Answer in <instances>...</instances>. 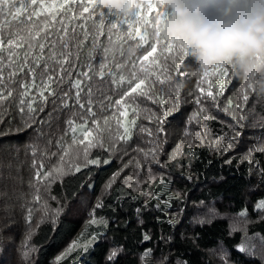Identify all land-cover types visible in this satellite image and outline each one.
Listing matches in <instances>:
<instances>
[{
	"label": "snow or ice",
	"instance_id": "snow-or-ice-1",
	"mask_svg": "<svg viewBox=\"0 0 264 264\" xmlns=\"http://www.w3.org/2000/svg\"><path fill=\"white\" fill-rule=\"evenodd\" d=\"M120 2L127 5L123 13L105 8L103 0H0V138L24 141L27 136L25 155L32 158L31 200L14 185L2 193L0 252L13 257L3 264H46L42 241L55 245L71 224L68 217L74 215L84 218L85 227L52 264L73 251V261L95 253V264H121L123 257L116 259L120 253L113 248L109 228L110 222L113 228L121 223L114 215L117 207L126 210L138 200V193L145 195L132 208V217L142 241H147L151 239L144 225L147 215L159 211L174 227L187 207L185 186L193 182L194 170L199 176L200 167L212 164L206 157L201 159L206 150L223 154L222 164L232 170V150L244 143L250 87L225 65L195 64V71L186 73L182 65H191L192 59L183 45L163 37L161 27L170 14L158 0ZM158 47L160 56L145 64ZM85 50L86 60L81 63ZM97 55L100 60L95 63ZM185 76L194 77L193 86L182 96ZM210 76L216 78L210 80ZM230 84L236 91L235 107H230L231 95H225ZM186 103L191 107H184ZM110 108L115 111L109 112ZM141 116L150 123L137 125ZM173 120L183 126L182 136L168 152L167 125ZM110 121L117 124L115 130L109 127ZM253 127L259 128V134L253 133L258 143L241 160H247V174L255 171L264 180V115ZM134 129L143 144L128 143ZM53 141L57 150L48 152ZM45 155L55 160L46 165ZM173 196L181 198L182 207L169 214ZM70 200L74 201L71 207ZM16 208L21 209L20 220ZM253 212L261 215L237 226L248 246L237 242L225 257L226 264H252L257 257L256 238L264 264V231L249 228L251 223L264 222V196L254 202ZM240 214H247L246 206ZM122 222L128 226L127 219ZM37 231L41 235L34 240ZM148 252L145 249V257ZM236 254L244 259H233ZM79 264H87V259Z\"/></svg>",
	"mask_w": 264,
	"mask_h": 264
},
{
	"label": "trees",
	"instance_id": "trees-1",
	"mask_svg": "<svg viewBox=\"0 0 264 264\" xmlns=\"http://www.w3.org/2000/svg\"><path fill=\"white\" fill-rule=\"evenodd\" d=\"M147 2V0H145ZM59 18V16L57 17ZM142 33L144 29H141ZM133 43V41H129ZM127 47V45H125ZM146 47V45H145ZM86 48V46H85ZM165 55H168L167 53ZM160 56L159 47L157 52L153 54V57L149 58V61H145V64H149L152 59H156ZM119 59V55L117 54ZM111 59V57H110ZM162 59V58H161ZM189 58L186 57V60ZM86 60V50L81 52V63ZM100 56L95 57V63H98ZM182 68L186 73H193L195 71V64L182 65ZM161 69L158 67L157 69ZM211 71V69H210ZM215 76H210L209 79H215ZM185 83L181 88V95L189 91V88L193 85L191 80L194 77L185 76L182 78ZM84 87V85H82ZM86 90V88H85ZM225 95H231L233 104L230 107H235L236 103V91L231 90V84L228 86V90L225 91ZM115 98V97H113ZM254 105V107H253ZM184 107H191L190 103H186ZM251 109V111H249ZM264 104L260 103L257 98L252 95L248 101V106L245 111H248L247 119L244 121V133L242 136L243 145L237 146L232 152L235 153L232 161V170L229 171V165H223V154H217L214 150H206L204 159H210L212 164L205 167H200V175H195L194 180L189 182L185 186L186 196L183 199L187 202V207L183 209L179 218L176 220L174 227H170L166 220L169 218L159 211H154L150 215H147L144 220L145 227L149 230L151 239L142 241L140 236V227L135 223V219L132 217V208L137 203L145 199V195L138 193V200L131 202V207L121 209L116 208L114 215L121 218V223L118 227L113 228L110 222L109 228L112 229L111 235L114 237L113 248L117 249L120 253L116 259L121 260V264H226L225 257L229 255V250H233V246L237 242L245 243L247 239H240V229L237 227V221H241L242 225L247 219H254L260 213L253 212L254 202L264 196V180L255 172L250 171L247 174V160H241V155L247 151V149L258 143L253 138V133L259 134V128L253 127L258 125L261 115H264ZM95 110V109H94ZM109 112H114L115 109H108ZM118 116V114H117ZM63 119V117H62ZM129 120L132 119V113L129 111ZM171 120V117H169ZM137 125L142 123H150L144 120L143 116L137 118ZM109 127L112 130L117 128L115 121L109 122ZM168 127V140L165 145L168 152H171L182 136L183 126L172 121ZM195 128H193V131ZM103 131V129H101ZM81 133L78 131L77 135ZM19 135L24 136V133ZM95 135V133H94ZM141 134L133 130L131 140L128 142L135 146L137 142L143 144L140 141ZM67 140L71 139V133L66 137ZM28 140L27 136H24V141L11 140L7 138H0V202L3 201L2 193L6 187L11 189L14 185L15 188L24 194L27 200H31L30 189L28 187V181L31 173V155H25L24 143ZM41 148L44 147V141H39ZM18 150V154H17ZM55 141L53 145L48 147V152H55ZM198 151H202L198 149ZM259 156L260 153H255ZM39 159V153H38ZM55 157L44 156V163L47 165L50 161H54ZM239 161L238 167L237 162ZM154 171L156 167L153 166ZM223 175L224 179L218 180L214 177ZM57 185L53 186V190ZM150 187V186H149ZM159 188V185H156ZM176 190L175 176L173 177V186L171 191ZM148 192V187L144 188V193ZM92 199L91 197H88ZM181 198H175L173 196L168 213H176L181 209V204L178 202ZM200 200L204 203L193 205V201ZM74 201H69V207H71ZM149 203H154L153 200H149ZM247 207V214L241 215L240 210ZM67 211V209H66ZM15 214L17 220L21 219V209L16 208ZM112 214V213H109ZM86 216V214H85ZM160 216L161 219L156 220L154 217ZM71 221L70 225L66 226L65 234L56 242L55 245L50 240H44L41 243V253L46 256V264H52L53 258L58 253L62 252V249L76 236V233L81 230L84 225V218L78 215L69 216ZM127 219L128 226L125 227L123 220ZM203 221V223H202ZM43 227V225H41ZM71 228V233L67 232V228ZM250 230L256 232L264 231V222L256 221L249 225ZM231 230V231H230ZM197 233L199 236H197ZM234 233V234H233ZM41 233L37 231L33 239H37ZM122 245V247H120ZM145 249H150L145 257ZM75 255V251L65 256L59 264H79V260L87 259V264H95V253L85 257L81 255L75 261L72 257ZM233 256V259H244L243 257ZM13 257L7 252H0V264H3L5 260H11ZM143 260V262H142ZM252 264H261L260 261L255 258Z\"/></svg>",
	"mask_w": 264,
	"mask_h": 264
},
{
	"label": "clouds",
	"instance_id": "clouds-1",
	"mask_svg": "<svg viewBox=\"0 0 264 264\" xmlns=\"http://www.w3.org/2000/svg\"><path fill=\"white\" fill-rule=\"evenodd\" d=\"M170 18L165 39L183 45L192 62L204 68L228 66L264 104V0H158ZM105 8L125 12L120 0Z\"/></svg>",
	"mask_w": 264,
	"mask_h": 264
},
{
	"label": "rangeland",
	"instance_id": "rangeland-1",
	"mask_svg": "<svg viewBox=\"0 0 264 264\" xmlns=\"http://www.w3.org/2000/svg\"><path fill=\"white\" fill-rule=\"evenodd\" d=\"M237 225H242V223H241V221H237ZM255 243H256V246H257V259L260 261V259H259V255H260V249H259V244H260V241H259V238H256L255 239ZM245 244V246L247 247L248 246V240H246V242L244 243ZM70 254V253H69ZM68 254V255H69ZM142 262H143V260H142ZM260 263H261V261H260Z\"/></svg>",
	"mask_w": 264,
	"mask_h": 264
}]
</instances>
